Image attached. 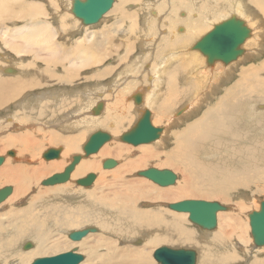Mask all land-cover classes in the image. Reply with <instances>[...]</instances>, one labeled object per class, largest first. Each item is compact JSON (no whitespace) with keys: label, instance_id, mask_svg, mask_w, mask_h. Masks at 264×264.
Masks as SVG:
<instances>
[{"label":"bare ground","instance_id":"6f19581e","mask_svg":"<svg viewBox=\"0 0 264 264\" xmlns=\"http://www.w3.org/2000/svg\"><path fill=\"white\" fill-rule=\"evenodd\" d=\"M72 2L0 0V147L7 148L0 155L4 157L0 165V189L12 187L11 194L0 204L5 203L8 209L1 215L13 211L12 204L17 200L29 201L32 194H27L28 183L43 177L45 171H57L68 161L69 154L82 155L88 139L82 142V138L94 126V131L105 130L109 134L111 131L109 144L105 143L97 155L103 158L115 154L121 161H116L118 165L105 175L110 172L112 177L121 178L122 191L112 198L106 197L105 191L97 197L89 191L66 193L63 197L69 200L75 195L85 196L81 204L84 210L77 211L66 210L67 203L51 204L54 201L47 199L48 195H38L35 197L37 208L42 205L41 211H44L43 204L53 208L60 215L55 224L64 226L74 224L75 212L81 214V218L96 228L95 234L88 235L94 234L95 242L102 241L110 249V259L115 264L151 262L147 249L154 241L175 246L172 248L197 247L196 264H240L241 257L233 248H247L250 242L238 231V221L235 224L228 221L225 226L218 223L215 231L201 232L199 237L180 218L186 213L159 208L156 212L147 211L146 205L150 203L143 200L149 199L140 190L143 184L131 174L154 159L168 166L183 165L192 181L197 177L217 190L229 191L264 180V137L261 135L264 118L256 117L258 111L264 110V104H260L264 102V59L241 71L240 82L255 78L250 83L237 85L233 91L217 92L218 86L210 77H216L220 62L209 66L206 56L193 48L208 33L206 29L210 31L228 19L221 18L229 13L250 28V39L263 28L257 48L264 50V0H114L101 19L91 25H83L72 14ZM248 6H254L257 11L252 13ZM262 52L255 51V56ZM252 57L245 50L244 55L231 63H247ZM229 70L223 71L228 74ZM130 86L132 90H128ZM202 87L208 89L198 95ZM138 94L140 105L134 101ZM178 98L184 102L174 109ZM99 102L102 110L95 116L91 114L92 108ZM201 105L207 106V111L195 115ZM147 107L151 109L153 126L164 118L168 121L158 140L152 142L156 150L148 151L144 149L148 147L146 144L139 145L137 149L142 150H138V155L132 150L134 158H131L128 145L115 141L124 128L130 129L136 123ZM171 108L174 111L170 113ZM154 110L156 117H153ZM182 111V115L175 117ZM190 115L193 118H188ZM8 127L13 129L5 131ZM43 146L47 147L45 150L53 146L61 151L58 159L38 168L35 166L38 160H33ZM161 146L163 149L158 151ZM10 147L15 148L12 158L7 155ZM118 148L124 151L119 152ZM45 150L39 153L40 158ZM102 161L91 155L82 158L72 177L98 172L96 179L99 176L102 179ZM70 181L71 176L67 183L73 182ZM3 184L9 185L1 187ZM181 185L157 190L154 198H169ZM90 197L95 199L90 201ZM40 216L39 210L28 209L19 219L14 236L18 238L30 227L41 229L44 221ZM76 230L80 228L73 231ZM66 232L68 238L71 231ZM85 237L78 242L68 240L77 245L84 243ZM118 242L124 245L119 246ZM11 243L10 237L0 238L3 249L0 260L4 257L7 260L10 251H4L13 247ZM59 244L58 241L56 246ZM249 255L246 264H264V245L254 246Z\"/></svg>","mask_w":264,"mask_h":264},{"label":"rangeland","instance_id":"374dc122","mask_svg":"<svg viewBox=\"0 0 264 264\" xmlns=\"http://www.w3.org/2000/svg\"><path fill=\"white\" fill-rule=\"evenodd\" d=\"M248 7L250 8V11H252V13L255 12L256 9H255L254 6H248ZM166 14L167 13H165V15ZM229 16H230V14L228 13L227 15H225L221 19L223 20V19H225V18H227ZM245 19H247L246 15H245ZM217 21L218 20L214 21V23H216ZM156 25H158L157 22H155V26ZM123 27H124V25H123ZM98 29H99V27H98ZM206 31H209V29H206L205 32ZM203 33L201 35H199L198 38L201 37L203 35ZM262 33H263V28H261V29L259 28L257 30L256 37L252 38V39L248 38L244 42V44L242 45V49H244V53H245V50H247L248 53L251 54L254 57V58L252 57L253 58L252 60L250 59L247 63L246 62L245 63H240L239 61L235 62L234 64L231 63V64L228 65L229 67L227 65L221 63V62H220L221 64L220 63L218 64V66L221 68V69H219L217 71L218 74L216 75L215 78L210 77L211 82L214 83V84H217V86H218V87H216L217 88V92H222V91H227V90H232V91L236 90L237 89V87H236L237 85L243 84L245 86L246 84L250 83L252 80L255 79L254 78L250 82H247V83H242V82H240V73H241L242 70L248 69L249 67L256 65V64H258L259 61L264 59V50L261 49V48H257V46H258V42L257 41L259 40V38L262 35ZM136 50L139 51L138 48ZM136 50H135V52L137 53ZM196 50H198V49H196ZM255 51H257V52L263 51V52L260 55L255 56ZM244 53H243V55H244ZM215 62H218V61H215ZM242 62H244V61H242ZM107 63L108 62H106V64ZM150 65H152V64H150ZM210 65H212V64L210 63L209 66ZM226 68L227 69L230 68L228 74L223 71ZM215 72L216 71H214L213 73H215ZM196 73H195V75H196ZM227 77L229 78V80L226 82L225 78H227ZM197 80H198V78H197ZM211 85L212 84H210V86ZM79 88H85V87H79ZM132 89H133V87H131V86L128 87V90H132ZM207 89H208L207 87H202V89L198 91V93H199L198 95H200L201 93L205 92ZM176 101H177L178 104L175 107H173L174 109L176 107L180 106L179 103L184 102L183 99H180V98L176 99ZM132 102H133V104H135L133 99H132ZM140 104H141V102H140ZM260 104L263 105L264 102L262 101V103L260 102ZM173 108L169 109L170 113L172 111H174ZM145 109H150V108L147 107ZM207 109H208L207 106L201 105V107L197 110V113H195V115L201 114V112L207 111ZM183 112L184 111H182L181 113H177L178 115L175 114V117H178V116L182 115ZM91 114H92V112H91ZM154 114L155 115H153V117H156L157 115H156V111L155 110H154ZM92 116H94V115H92ZM256 117L257 118H261V117L264 118V110L258 111L257 114H256ZM188 118L191 119L193 117L190 115ZM167 121L168 120L166 118H164V120L162 122H160V124H157L158 126L156 125V127H163V130H164V126L166 125L165 122H167ZM10 129H13V128L12 127H8L5 131L10 132L11 131ZM127 130H129V127L128 128H124L122 131L125 132ZM93 131H94V126H91L90 128H88L87 132L85 133V135L82 138V142H84L89 137V135L91 133H93ZM109 132L111 134V131H109ZM261 135L264 137V124H263V126L261 128ZM117 140H118L119 144L122 143V144L128 145V150H130V151H127L128 153L133 150L134 151L133 153L138 155V150H142V149H137L136 146H134V148L136 147L134 149L132 147V145L124 143V142H121L118 138L116 139L115 142H117ZM108 144H109V142H108ZM141 145H145V144H141ZM146 145L148 147H146L144 149H147L148 151H149V149H150V151L151 150H153V151L156 150V148H155V150L153 148L154 143H151V145H149V144H146ZM51 147H53V146H50L48 148H51ZM131 147H132V149H131ZM46 148L47 147L43 146L42 150H45ZM5 149H7V148H5ZM5 149L0 147V155H4ZM8 149L9 150H12V149L14 150L15 148L14 147H10ZM162 149H163L162 146L157 148L158 151H161ZM42 150L41 149L38 150V154L35 155V160H33V162L38 160V162L35 164V166H37L38 168H42V166H47L51 161L56 160V159H54V160H44L42 157L40 158V154L39 153ZM117 150L119 152L124 151L121 148H118ZM135 150H137V151H135ZM74 153L68 155V161L65 163L64 166L62 165L63 168L61 166L57 171H50V170L45 171L44 174H43V177H40L35 182L28 183L30 188H29L27 194H29V195L32 194L31 197L29 198L28 202L25 203L22 200H17L16 202H14L12 204L13 206L15 205L14 207L12 206V208L14 210L11 211L9 214L4 215V216H2L1 214H5V212H7L8 209H7V207H5L7 205L5 203L0 205V207H1L0 208V215H1L0 216V238L9 239V237H10L13 240V243H11V245L14 247V248L11 247L10 249H7V250L4 251V252H6V251L9 250L10 252H7V254H8V256H6L7 260L4 257L3 259H1L2 262L0 260V264H4V263L5 264H30L36 258L52 256V255H56L58 253H62V252L69 251V250H77V252L81 253L84 256V260L80 264H115V261L110 259V249L105 247V246H103L102 245V241L95 242V240H96L95 239L96 236L94 235L95 233L91 234V235H88L89 237L86 236L85 237L86 241L84 239V243L77 244V245H73L72 243H70V240H68V238H66V236H65L66 235L65 234L66 231H71L72 232L75 229H79V228L82 229V228H85L87 226L88 227L89 226H93V224H89V222H87V221H85V219L81 218L80 217L81 214L75 212L74 224L71 225V226H64L62 224L57 225V224H55V222H56V220L59 219L60 215L55 213L53 208L46 207V205L43 204L44 209H42V210H44V211H41V208H43V207H41L42 205H38V208L36 207L35 197L38 196V195L39 196L48 195L49 198H47V199H51V200L53 199V201H54V203H51V204L62 205V203H65V204L67 203L66 204L67 205L66 210L67 209L68 210L72 209V211H73L74 209H76L75 211H77V209H79V208L83 209L81 204L84 203L85 200H83V199L85 198V196H83V195H80V196L79 195L78 196L75 195L74 197H71V199L69 200V199H65L64 198L65 196H67L66 193H69V192L70 193L71 192L77 193V192H81V191H89V192H92V196L93 197H97V196H99V194L102 191H105L106 197L112 198L113 194H116V193L122 191L123 186H124L123 180L121 178H119V177H112L110 172L107 173V175H105V173L108 172V170H111V169H107L106 170V169H103L102 167H100L101 172L104 173L102 175V179H100V176L97 179L95 178L93 184L90 187H88V188L76 185L73 182L76 179L80 178V176L72 177V174H73V172L75 171L76 167L79 164L76 165V167L74 168V171L70 175L71 178H72V181H73V182L72 181H70V182H72V183H67L66 182V183L61 184V185L56 184L54 186H45V187L44 186H40V181H42L43 179L49 177L53 173L61 172L64 169V167L66 165H68V163L71 160L70 156L74 155ZM76 154H78V153L76 152ZM97 154H98V152L96 154H93L94 156L91 155L92 158H96L98 160L101 159V161L106 159V158H112L115 161H120L115 154H112V155H110L108 157H103V158H101V157L99 158ZM130 155H131L130 157L132 158L133 157L132 152H131ZM8 158H12V157L9 156ZM6 160H8V159H6ZM83 160H85V159H83ZM145 161H146V158H145ZM144 165L145 166L134 170L135 173H132L131 177H133L134 179H138L139 180V184H143L142 186H140V190L144 191L145 194H146V197L149 198V199H143V200L145 202L150 203V204L146 205L145 209L147 211L156 212L157 208H159L161 211L179 213V212H176V211H173V210L169 209L167 207V204L174 203V202H179V201L187 200V199L216 201V202H218V203H220L222 205L227 206L228 210H226V212L222 211V213L219 214V216L217 217L216 227L214 228V230H211V231L203 230L200 227L194 225L193 223H190V221L187 218V214H186V216L185 215H181L180 218L183 220V222L185 224H187L194 231H196L197 232V236H199V237L200 236L202 237L201 232L204 234V233H211V232L215 231L217 229L218 223H220L222 226H225L228 221L231 222L230 224H235L238 221L236 223L237 229L240 232L241 236L245 240L250 242V243H247L248 245L246 246L248 248V250L249 249L250 250L248 252L247 248L244 247V249H241L238 246H234V245H232V248L234 246L233 251H235L236 254L241 257L240 261H239L240 264H246L247 263L246 260L248 261L249 258H250L249 253L252 254V248L254 247L253 243H252L253 242L252 241V237H251V234H250L248 213H250L252 211H255V210H258L260 201L264 199V180H262V181H256L255 180L251 184H247L245 186H242V187H239V188H235V189H232V190H229V191L217 190L213 186H211V185H209L207 183H204L201 179H199L197 177H195L193 179V181H192L191 176H190L187 168L185 166H183V165H180V164H177V163H173L172 166H168V165H165L163 163L157 162L154 159H151L150 161H148ZM114 168H112V169H114ZM148 168H156V169H159V170L169 169L173 173L176 174V176H177L176 182L173 185H170V186L160 187L157 184L153 183L152 181H150V180H148V179H146V178H144V177H142L140 175L139 176L137 175L138 172L146 170ZM88 173H90V172H88ZM86 174H84L83 176H85ZM97 175H99V173ZM109 176H111V177H109ZM97 181H99L100 183L96 184L95 182H97ZM177 183L178 184H182V185L179 188L176 189L177 190L176 194L171 195L169 198H165V197H162V199H158L159 197L158 198H154L158 194L157 190H162V189H166V188H169V187L172 188L175 185H177ZM72 184L75 185V188H73L74 186H72ZM4 185H9V184H3V185H1V187L4 186ZM55 188H56V191L54 192ZM89 188H92V189H89ZM48 189L53 191V192H51V191H47L46 192V190H48ZM82 193H84V192H82ZM52 195L54 196L53 198H52ZM60 197H62V198H60ZM93 197H90V201L92 199H95ZM58 198H60V200L57 201ZM66 200H68V201H66ZM69 201H70V203H69ZM46 203H48V202H46ZM65 204H63V205L66 206ZM71 204H73V205H71ZM48 208H50V209H48ZM28 209H32V210L37 209V210H39L40 213H41V216H40L39 219L43 220L44 222L41 225V229L34 230L31 227L27 228L25 230V232L23 234H21L17 238V237L14 236V231H15L17 225H18L19 219L23 216V214ZM45 209L47 211H45ZM44 214H45L46 218L44 217ZM57 216H59V217H57ZM34 217L36 219L35 215H34ZM53 219H55V220H53ZM87 239H89V240L87 241ZM201 239H203V238H201ZM30 240H31V242H33V244L35 246L32 245V247L30 249H27V250L23 249L22 250V247L24 246V244L26 242L31 243V242H29ZM58 241L60 242V244L56 246ZM234 241L235 240H233V242ZM122 244L124 245V243L120 244L118 242L119 246H122ZM131 244H133V243H131ZM134 245L135 244H133V246ZM149 245H151V246L147 249V251L150 252L149 257H150V261L151 262L146 263V264H158L153 258V252H154V250L157 247H160V246L175 247V246L166 245V242L156 243L155 241L151 242ZM17 246H19V247H17ZM135 246H140V244L139 245H135ZM33 247H35V248H33ZM190 248H194L195 250L198 251L197 247H195V246H190ZM13 249H14L15 252H13ZM2 250L3 249L0 248L1 252H2ZM28 252H31V253L25 254V253H28ZM9 256H11V259H10ZM22 257H25V258H22ZM3 261H4V263H3ZM230 264H237V263L234 262V263H230Z\"/></svg>","mask_w":264,"mask_h":264},{"label":"water","instance_id":"95a60500","mask_svg":"<svg viewBox=\"0 0 264 264\" xmlns=\"http://www.w3.org/2000/svg\"><path fill=\"white\" fill-rule=\"evenodd\" d=\"M114 0H73L71 12L81 21L83 25L97 23L101 17L110 9ZM251 30L245 22L239 17L231 15L228 19L216 24L212 30L208 31L194 45V49H199L206 56L208 63L215 61L223 64L234 62L243 55L242 45L250 37ZM10 72V70H8ZM134 101L140 104L141 97L135 96ZM102 110V102L97 103L92 108V113L98 115ZM151 113L149 109H144L135 125L128 131L119 136L121 142L138 146L141 144H150L160 137L163 128L151 124ZM111 140V135L107 132L96 130L91 133L82 147L83 154L72 155L68 165L61 172L53 173L41 181V186H54L63 184L70 179L71 173L82 158H87L96 154L100 148ZM61 149L48 148L42 154L44 160H53L59 157ZM8 156H14V152L9 150ZM4 162V157L0 156V165ZM117 162L112 158H106L102 161L103 169H112ZM138 175L152 181L160 187L173 185L177 176L169 169L148 168L138 172ZM96 178V174L88 173L75 180V184L82 187H90ZM12 187L4 186L0 189V204L11 194ZM167 207L176 212L187 214L188 220L203 230L211 231L217 224V213L226 211L227 206L216 201L205 200H182L169 203ZM250 234L254 246L264 245V199L260 201L258 210L248 213ZM93 226L85 227L80 230L69 233L68 238L72 242H78L89 233H95ZM32 245L28 242L22 249H30ZM153 258L158 264H196L198 252L194 248H172L168 246L157 247L153 252ZM84 256L77 250H69L56 254L54 256L39 257L30 264H80Z\"/></svg>","mask_w":264,"mask_h":264}]
</instances>
